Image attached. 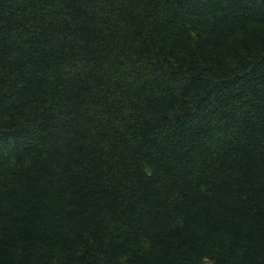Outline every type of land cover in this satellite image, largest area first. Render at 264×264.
Returning a JSON list of instances; mask_svg holds the SVG:
<instances>
[{"label":"trees","instance_id":"16d2710c","mask_svg":"<svg viewBox=\"0 0 264 264\" xmlns=\"http://www.w3.org/2000/svg\"><path fill=\"white\" fill-rule=\"evenodd\" d=\"M264 264V0H0V264Z\"/></svg>","mask_w":264,"mask_h":264},{"label":"clouds","instance_id":"9594fccd","mask_svg":"<svg viewBox=\"0 0 264 264\" xmlns=\"http://www.w3.org/2000/svg\"><path fill=\"white\" fill-rule=\"evenodd\" d=\"M203 264H214V259L211 257L204 258Z\"/></svg>","mask_w":264,"mask_h":264}]
</instances>
